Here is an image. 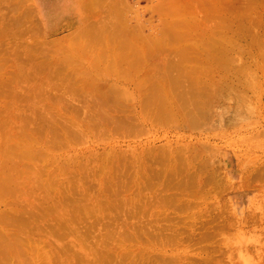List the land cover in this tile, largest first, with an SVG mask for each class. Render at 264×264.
I'll list each match as a JSON object with an SVG mask.
<instances>
[{
  "label": "rangeland",
  "instance_id": "1",
  "mask_svg": "<svg viewBox=\"0 0 264 264\" xmlns=\"http://www.w3.org/2000/svg\"><path fill=\"white\" fill-rule=\"evenodd\" d=\"M93 1L94 3H96L97 0ZM111 1L114 4L116 3V6L111 5V3L107 0L105 3H103L104 1L102 0V3L100 4H102L103 6L99 5V3L98 5L93 4L91 10L92 12H88L81 5V2L75 0H0V70L8 68V73H12L13 70H15V72L13 73H16V71L21 69L22 74H27L28 78H24L22 84L20 82L17 83V87H14L15 83H5L0 85V107L2 106V110H4V106L7 105L9 101L14 100L16 101V110H21L22 112V108L24 106L21 107L22 100L20 101L19 93L21 92V94H24L25 91L23 90L27 89L28 91V87L30 85H35L38 83L41 85L43 84L44 86L46 85L49 96H52L55 93L64 95L63 98L62 96L60 97L61 99L58 97L60 96L58 94V96L55 95L57 98H53L52 96V99H59L57 107L55 106L54 108V110H57L55 111L57 112V114L62 115L64 113H59L60 109L61 111H65V115L66 113H68L67 115H69L70 108L73 107V105L71 106V104L78 103L77 107H75L76 105H74L75 108L73 107L76 110L74 111L73 115L75 117H83L84 115H86V110L84 109L82 111V107H85L86 105L81 106L80 108L79 104L82 105V103L85 102V99H83V97H85L83 95L84 90H82V88H79V86L75 84V87L73 89H67V91L66 88L68 87V82L71 81L70 77L76 75L79 77L80 75V78H84V75L82 74L86 70L89 71L84 72L85 74L88 73L94 75V67H96V64L101 63V67L106 65L108 63L107 56L103 54L104 48H106L107 46L111 49L107 53L108 55L112 53L114 55H123V58L125 56L127 57L126 59H123V61L121 59H116L114 63L113 61H110L108 67L120 69L130 68L133 70H136V68L141 69L142 67H140L136 60H134V53H147V46L156 44L157 42H161V44L164 42L162 46L166 47V45L168 44L169 46L167 45L166 48H170L169 51L166 52V50H161L157 47V49H155L153 54L151 55V58H154V54H156L155 57L159 55L162 58H159V56H157V60H155L156 58L153 59L155 61L151 59L153 62L151 63L155 65L150 64V68L145 67V69H142V71H144V74H146V71L147 73L151 72L149 77H152L153 75L155 76L159 71H163L165 72V76L163 77L162 75V79H171L175 77L174 75L176 73L185 71V76H188L190 80L184 78L185 82L182 83V85L174 84V86H171V83H166L168 84V86L171 84L169 86V89L171 90H167L168 93L171 94L170 99L176 98L178 105H180L183 109L182 111H187L188 115L190 114V110L187 109L189 108L191 109V111L194 110L195 112H197V109L200 107V103L202 104V106H205L204 108L201 106L204 111L207 109H211V111L215 110L216 113L212 111L211 116V113L209 112L210 116H208V124L214 125V127L211 128L213 130L212 133L211 129L209 128L212 126H209L207 129L206 125L204 126V124L202 125L203 127H196V129H179L178 127L176 129L166 128L163 126L164 117H162L163 119L158 118L157 120L155 119V121L150 120L152 122L150 124L146 123V125H144L145 129L142 132H135L128 135L114 134V138L111 137L112 135L110 137L107 135L101 137H97V135L96 137L90 135L89 138L83 137V139L79 138L77 140H73L70 145H68V143H65L64 145L56 146L49 152L52 153L58 161L62 158H71L78 159L80 160L79 162L83 163L86 160V158H84V155L90 151L97 152L98 154L102 155L109 150L117 148L118 150H134L135 154L141 155L154 148H160L161 150H164L165 147V150H174L175 147L183 148L187 144L193 146L194 149H199L200 145L206 141L208 145L209 143H211L209 146L214 145L213 147L216 150H219L220 147V152H218L219 154H217L214 157V160H212V162L214 161V166H217V169L214 174V182L211 183V185L214 186V184L217 183L218 186H208L204 188V192H202V190L200 189L189 198V200H191V203L189 205L180 207L178 206V203L181 202L184 204V201L182 200L184 199V197H180L179 195H177L179 198H174L175 194H172V190L170 189L160 188L156 189V191L154 192L153 189L151 190L148 188H141L140 191L136 189L131 193L122 192L119 195H110L97 192L95 189V187L97 186L96 182H98L100 179L103 180V177L101 178L97 175L96 177H94V179H84V177L80 176L78 177V179L76 178V181L73 178V188L79 186L78 182H83L80 186H90L89 184H91V180H93L94 185H91V189L88 191V195L86 196L99 197L98 200L101 205L95 204L92 201H88L87 204H92V207H90L92 208V210H72L64 215L65 221H67V223L59 226L58 224L55 225L56 233L55 237L52 239H55L54 244L57 247L56 250L61 251L62 254L68 253L69 257L63 255L61 257H58L56 255L55 257L59 258L60 262L58 263L54 261L51 264H122V259L119 258V255L121 252L122 254L124 253L123 251L125 250V247L136 253L140 251V248L143 249V256L137 259L136 264H148L147 260L149 261L150 256L149 252L148 255L145 252L150 248H154L153 243L155 242V240H153L154 238L152 239V236H149L150 233L147 232L146 226H144V235H141V231L138 230V227L143 226V223L150 218L151 220L158 223V225H149L154 229H156L157 226L178 227L182 238V243H184L186 247L191 245L190 247L186 248L187 251L189 250V253H180V257L176 258L174 263L171 264H249L245 263V261H247L248 259L250 260L252 257H255V261L253 260L254 263L264 264V259H259L258 256H254V250L257 247V242L255 243V240H258L259 238L264 241V173L260 174V176H257L255 173V169L257 170L258 168L256 167L257 164L262 163L264 166V130H262L263 127L261 128L257 125L255 127V122L253 123L254 117L250 118V116H247V114L244 115L243 113H235L236 110L234 111V108H236L235 106H237L236 100L238 99V96L236 94L238 92L237 90L228 88L229 86H223V92L220 94V96L223 95L224 97H222L224 100L222 99L223 101L221 100L211 103L212 101H214L212 97L214 98L216 94L214 88L217 86L216 84L218 78L216 73L217 70H214L217 69L215 68L217 67V64L215 63L216 57L220 56V54H231L232 58L236 57L233 60H239L238 62L236 61L237 63L232 60L235 64H232V61H230V63L228 62V66L231 65L233 67L238 64L240 70L245 71L248 69L246 64L247 57L244 54H241V56L237 58L238 55L235 51L236 48L240 49L242 52L247 51L250 48L246 38H241L240 40H238L234 35L235 30L238 29L235 24V18L239 17L240 21L242 22L243 20L244 22V19H242L244 18V13L238 10L236 12L237 14H234V12L238 9V1L240 0H210L211 2L207 0ZM197 1H199L200 3ZM261 1L264 4V0ZM163 2L165 4H162ZM215 3V12H213L214 10L212 9L213 7H211V5H215ZM167 4H170L169 7L177 8L175 10H177L178 12L174 11L173 20L171 18L172 16L168 18L169 20L164 17L165 11L163 9H157L158 7L163 5H165L163 7H166L168 6ZM259 6L260 3L256 6L258 10H260ZM184 7H186V10L184 9ZM218 7H220L221 9H219ZM59 8L63 13L59 16H56L55 14L57 13V11H53L54 9L58 10ZM111 9H113L116 13L118 12V14L113 17V20H116L114 24H118L119 22L117 27L114 26L111 19L112 13L109 11ZM218 9L220 10V12ZM228 9H231L233 11L232 14H234V16L236 15L235 18L232 14H226L229 13L226 12ZM122 10L123 13H121ZM231 10L230 12H232ZM222 11L225 13L221 14ZM263 12L264 11H262V13ZM241 13L244 15L242 16ZM220 14L222 16L224 15V19L220 16ZM238 14L241 15L238 16ZM185 16L188 18L183 20L182 18ZM218 17L220 19H218ZM164 18H166L167 21L164 20ZM175 19L178 20L179 24L176 23L177 21L175 23L179 25V29L181 28V30H184L183 32H185V29H187V31L190 32H188L187 37L184 36L186 38V42L189 41L188 44H183L185 41L182 38L173 40L171 38L170 40V37L163 38L160 35L161 33L157 34L158 32H160V30H163L160 29V27L163 26V20V24H166L168 21L172 22ZM231 19H233V21ZM223 20L225 22H228L225 23ZM187 21L190 22L186 24ZM223 22L225 26L222 27L221 25H223ZM219 23L221 27H219ZM232 23L234 24V26H231ZM180 24H185L188 26L183 29V26L181 27ZM214 24L217 29L213 27ZM214 28L216 29L215 31L213 30ZM196 29H198V31ZM261 30V27H254L253 32L261 34ZM193 33L195 36H190L193 35ZM126 35H129L133 39H130V41L129 39H125ZM231 36L233 37L229 39L233 40V47L231 49L232 51H230V48H228L227 50H229L230 52L223 51L225 53H220L219 46H221L222 43L224 45H227V38ZM154 37H157L156 41L152 39ZM117 38H120L122 41L117 43ZM203 39L209 41L206 42ZM260 39L264 43L263 33L261 34ZM151 41L152 43L149 44ZM201 41L204 42L202 43L203 45L200 44ZM172 43H178L181 44V46L175 44L173 45ZM211 43L216 44V46L214 44L212 45H214V50L216 47L217 54L212 50L213 48L211 49V51L207 50V48L210 47ZM183 45L186 46L184 47ZM134 46H136V49H134ZM170 46H174V48H171ZM176 46H178V48ZM112 47L114 48L112 49ZM179 47H184L185 50ZM195 48L198 49L196 50ZM217 48L219 49L218 51ZM188 50H190V53H188L187 55ZM156 51L161 52V54L157 53ZM162 51L165 52L162 53ZM218 52L220 54H218ZM191 55H193V57ZM196 55L198 58L196 57ZM128 59L134 61L127 62ZM195 59H199V62L197 64L196 62L198 60ZM198 64L201 67H199ZM164 67H166L167 69ZM198 67H203L206 70H208V68L206 67H209L211 70L214 67L212 72H208V77L211 78L210 80H208V77L205 76L207 75L206 73H203L204 75H202V73L199 74L196 72L198 76H204L206 83L202 80L201 82L196 81V78L198 76L194 75L196 73L195 71L193 72V68L195 70V68ZM9 69H11L12 71H10ZM152 72H154L153 75ZM2 73H0L1 78L3 76ZM213 73L214 76L211 75ZM137 74H139L138 76L142 78L144 77V74L142 73ZM15 75H17V73ZM62 75H66V78L62 77L63 79H59ZM192 75L194 77H192ZM4 77L5 76H3V78ZM96 77L103 79V77H99L98 74L96 75ZM192 78L196 81L195 85L199 83L197 84L199 86V90H197V88L195 89L196 86L194 84L190 85V81L192 80ZM80 81L81 80H79L78 82ZM102 81H104L105 83L108 82V80L106 82V80L104 79ZM227 82L229 83L230 81L228 80ZM241 83L242 81H240V84ZM25 85L28 86L24 87ZM12 86L14 87V91L11 92ZM133 86V84H128L126 87H130L128 89L132 91L134 89ZM179 88H181V90ZM172 89L174 90L173 92ZM20 90H22L23 92ZM133 91L135 92V90ZM186 94L189 96H187ZM204 94L205 96L208 94L207 99L202 98ZM39 96L41 95L33 96V98H30L28 102L37 105V103L41 101V98L38 99ZM137 97H139V95H136V99H138L137 101H139L140 97ZM190 97L192 98V100H190ZM198 98L200 101L198 100ZM210 98L212 99L211 102H209L211 100ZM230 98H234V100H231ZM193 99L195 100L194 102ZM204 99L207 102L213 104H210L212 107H210L207 102L204 103ZM134 100L135 99H133L132 101ZM18 102H20L21 104H19ZM185 102H187V104H189L190 106L187 105V107ZM190 103H192L193 105ZM136 105L138 106V103ZM248 105V107H250L251 105L252 107H255L253 106V104ZM229 106H231V109ZM201 107L198 109L199 112L202 111L200 110ZM73 108L71 109L72 113ZM134 110L137 112L138 107ZM221 110L222 112L225 111L224 114H222ZM135 111L133 113L137 116L138 114ZM232 111L236 115L232 114ZM78 113L80 114V116ZM111 113L115 112L112 111ZM116 114H122L124 116L125 112L121 111L119 113L118 111H116L114 115ZM196 114H198L197 117L202 115H199L198 112L195 114L192 113V115L194 116H196ZM63 115L61 117L65 118ZM221 115L224 117V119ZM246 116L249 118L247 121H245ZM220 117L223 119L222 121L226 119L224 121L225 126L224 122H222L223 125L220 126ZM66 118H68V116H66ZM135 118L140 120L138 116H134V119ZM240 120H242V123H239ZM218 122L220 123L219 125ZM237 122L240 125L251 126H247L248 128H243L239 125V127H237ZM19 123L20 121L17 120L14 122V125L11 123V125L14 126V132L20 130L22 123H20V125ZM226 123H230L232 125L228 126V124ZM233 125L236 127H234ZM219 126L228 127H226L225 130L223 129L224 127L220 128ZM203 129H207L208 133ZM255 129L261 130L263 132L262 135L254 134ZM221 134L224 135L222 136ZM214 135L215 137L221 136V139H217L218 137L214 138ZM64 138V141L66 142L67 140L68 142V136ZM207 138H209V140ZM111 139H115L114 142ZM12 142H10V144H14V141ZM215 144L217 146H215ZM205 145L206 143L203 144V146ZM248 148H250V152H252L253 155L248 152ZM16 149L17 148L12 145L11 151H15ZM245 151H247V155L244 154ZM166 152L167 151H164V153L161 154L166 155ZM242 155L245 156L242 158ZM237 156L238 158L240 157V160L248 158L246 159L247 162L245 160L244 161L246 162L245 165L251 168V170L253 171L251 174L249 173L250 170H247V167L245 169L244 164L243 166H241L243 163L242 161L241 163H238V161L240 160L237 158ZM8 157H6L4 160H10V158ZM251 157H253L252 160H250ZM94 160L95 159L91 157L88 161L92 163ZM35 161L32 162L34 163ZM57 164L55 163L54 165L52 163L53 167ZM94 164L95 162H93V165ZM113 164L117 165L118 163L114 162ZM244 169L245 172L243 173L242 171ZM59 171L60 170H57L56 172L58 173V175L59 173H61ZM77 173H80V170ZM247 175L254 176V178L249 177L251 180L249 185L247 182L249 181V179L246 180V178H248ZM27 176L28 173L22 174L19 178L20 181H27ZM245 176L247 177L245 178ZM58 177L60 179H64L63 177L65 176ZM117 179L118 181L125 180L119 178ZM221 179L223 180L222 183H224L225 179H227L226 184H228L226 185L224 183V185H221ZM245 184L248 186H245ZM230 185L231 187H229ZM29 186L30 183L28 184V188ZM65 186L66 185H63V188L60 189V191L55 192L57 203L60 205H68V203L72 201L71 205H74L75 203L77 204L76 199L67 200L64 198L66 195L63 197L66 192L61 191L65 189ZM220 186L226 188L223 189ZM209 187L210 189L208 190ZM105 195H109V200L113 201L116 206H109L101 209L103 207V203H105L106 201ZM43 198L39 197L38 200L40 203L45 204L46 201ZM186 198L187 197H185V200ZM7 204H12L10 199L8 200ZM4 206L5 205L1 203L0 210L4 209ZM227 221H229V223ZM192 228L193 230H190ZM44 238L45 237L43 235H34L32 237V240H38L40 246H42L44 249L46 248L45 250L47 251V255L49 256L51 254V249H49V246L44 247ZM76 246L79 250L84 247V249L81 250L83 253L77 251L75 249ZM80 246H82V248H80ZM200 246L205 248L207 252L199 254V251L197 249L200 248ZM155 247L156 249H159L161 251L157 253V257H155L154 259L155 261H157V263L161 261V256L170 257L172 254L177 253V251L170 249V246L164 249V245H161L160 242H158L157 246ZM194 249L197 251H195ZM77 253H80V255H82L80 256ZM138 255L136 257H138Z\"/></svg>",
  "mask_w": 264,
  "mask_h": 264
},
{
  "label": "bare ground",
  "instance_id": "2",
  "mask_svg": "<svg viewBox=\"0 0 264 264\" xmlns=\"http://www.w3.org/2000/svg\"><path fill=\"white\" fill-rule=\"evenodd\" d=\"M75 1L81 2V5L88 12L92 10L93 4L98 5L99 3V5H102L100 4L102 3V0H97L96 3H94L93 0H75ZM103 1H104L103 3L106 2V0H103ZM107 1L110 2L111 5L116 6V3L114 4L111 0H107ZM207 1H210V0H207ZM259 3H260V6H259L260 10H258V8L256 7ZM261 3H262L261 0H245V1L240 0L238 1V7H237L238 9L234 12V14H237L236 12L238 10L244 13L245 15L241 13L242 16L244 15V18H242L244 19V22L243 20L241 22L240 18L238 17L241 14H238L237 16L239 18L238 20V18H235L236 15L234 16V14H232L233 11L231 9H228L229 11L225 10L226 12H229L226 14H229V15L232 14L236 20V21L234 20L238 28L237 30H235V33H234L236 39L240 40L241 38H246L248 41V45L250 48L247 51L242 52L238 48L235 49L236 54L238 55L237 58H239L241 54H244L247 57L246 64H247L248 69L245 71H242L240 70V67H238V64H236L233 67L229 65L230 66L229 67L227 64H229L230 61H232L236 57L232 58L231 54H228L229 56L227 54L225 55L220 54V53H225L223 51H228V52L232 51L231 49L233 47L232 46L233 40L229 38H232L233 36L228 37L227 45H224L223 43L221 46L218 45L220 49V53L218 52V54H220V56L216 57L217 62L214 60L215 63L217 64V67H215L217 69H214L213 67L214 70H217L216 73L218 77L217 84H216L217 86L214 88V91H216V94L214 98L212 97L214 101H212V99L210 98L211 100L209 102L212 101L211 103H213L216 101L217 102L221 101L224 97L223 95L220 96V94L223 92V86L225 87L229 86L228 88H232L233 90L238 91L236 93L238 96V99L237 100L235 99L236 105H237L235 106L236 108H234V111L236 110L235 113L237 114L238 112L241 114L243 113L244 115L247 114V116L249 115L250 118L254 117L253 123L255 122V127L257 125L261 128L262 127L264 128V90H263V87H264L263 86L264 84L263 82V79H264V43L260 39L261 34L262 33L264 34V12L262 13V11H264V4L263 3L261 4ZM162 4H165V3L163 2ZM167 5L168 6L166 7H163L165 5L160 6L157 9L159 8L163 9L165 11L164 17L168 19L169 17L172 16L171 18L173 20L174 11L178 12L177 10H175L177 8L169 7L170 4H167ZM214 6L216 7V3L213 6L211 5V7H213L212 8L213 10L215 9ZM185 8L186 7H184V9ZM218 8L221 9L220 7ZM230 10L232 12H230ZM56 11H57V13L55 14L56 16H59L60 14L63 13L60 8L58 10L54 9L53 12H56ZM109 11L112 13L111 19L114 24L116 20H113V17H115L118 14V12L116 13L113 9ZM213 12H215V10ZM121 13H123V10L121 11ZM222 13H225V12L222 11L221 14ZM221 14L220 16L223 18L224 15L222 16ZM166 18H164V20H166ZM187 18L188 17L185 16L182 19L185 20ZM218 19L220 18L218 17ZM231 20L233 21V19ZM163 21H162L163 26L160 27V29H163V30H160V32H158L157 34L161 33L160 35L163 38L170 37V40L171 38L172 40L182 38L186 42L185 37L188 36L189 31H187V29L185 28L188 25L180 24L181 27L183 26V29H185V32H186L185 33L183 32L184 30H181V28L179 29L178 27L179 23L177 19H175L172 22L168 21L166 24H163ZM175 22L178 24H176ZM189 22L187 21L186 24H188ZM224 22H223V25H221L222 27L225 26ZM118 24H114V26L117 27ZM232 25L234 26L233 23L231 24V26ZM221 26L219 23V27ZM213 27L216 28L215 24ZM254 27H261L262 33L260 34V33L253 32ZM215 28L213 29L214 31L217 29ZM198 29L196 30L198 31ZM190 36L194 37L195 35L193 33V35H190ZM156 38L154 37L152 39L156 41ZM125 39H129L130 41V39H133V38L130 37L129 35H126ZM203 40L206 41V39H203ZM121 41L122 40L120 38L119 39L117 38V43ZM185 42L183 44L189 43V41H187L186 43ZM151 43L152 41L149 44ZM163 43L161 44V42L159 43L157 42L156 44L147 46L146 47L147 53H143V52L134 53L135 55L134 60H136V62L140 65V67H142L141 69L136 68V70H133L130 68L120 69V68L108 67V65L110 64V61H113V63L116 59H121L123 61V59H126L127 57L125 56L123 58V55H120V54L114 55L112 53L108 55L107 53L111 49L107 46L106 48H104V54H103L107 56L108 63L106 65L101 67L102 65L101 63L96 64V67H94V72H95L94 75H91L88 73H87L88 75L85 74L84 72H86L87 71L86 70L82 74L84 75V78H80V75L79 77L77 75L70 77L71 81L68 82V87L66 88V90L73 89L75 87V84L78 85L79 88H82V90H84L83 95L85 97H83V99H85L86 103L84 102L85 104L82 103V105L79 104L80 108L81 106L86 105L85 107H82V111L84 109L86 110V115H84L83 117H78V116L75 117L73 115L74 111H76L74 108L78 106L77 105L78 103L77 104L72 103L71 106L72 105L73 107L74 105L76 106L74 108L72 107L73 113L71 110L72 108H70L69 115H67L68 113H66L65 115V111H61L59 109V113L64 112L63 113L64 115L63 114L62 115L65 118H62L61 117L62 115L57 114V112H55L57 110H54L55 106L57 107V103H59L58 102L59 99L57 100L52 99V96L53 98H57L56 96L60 95L58 97L60 98L62 96L63 98L64 95L60 93L59 94L57 93L58 94L57 95L55 93L54 95L49 96L47 92L48 90L46 89V85L44 86L43 84L41 85L38 83L35 85H30L28 87V91L27 89L23 90L24 87L28 86V85L27 86L25 85L22 88V90L25 91V93L24 94L23 93L21 94V92L19 93L20 101L22 100L21 107L24 106L22 108L23 109L22 112L21 110L19 111L16 110L17 109L15 106L16 101L14 100L9 101V103L4 106V110H2V106L0 107V138H1V143H0V204L3 203L5 205L4 206L5 208L0 210V264H51L54 261L58 263L60 262L59 258L55 257L56 255L58 257H61L62 255L69 257L68 253L62 254L61 251L56 250L57 247L54 244L55 239H52L55 237V233H56L55 225L58 224L59 226V225H63L67 223V221H65L64 215L69 213L72 210H76V211H86L87 209L92 210V208H90L92 207V204L91 205L87 204L88 201H92L95 204H100L98 200L99 197L86 196L88 195V191L91 189V185H94L93 180H91V184H89L90 186H80L81 183L83 182H78L79 186L76 188H73L72 187L73 178L76 181V178L78 179V177L80 176L84 177V179H87V178L94 179V177H96L97 175L101 178L103 177L102 178L103 180L100 179L98 182H96L97 186L95 187V189L97 192H100L103 194H110V195L111 194L119 195L122 192L131 193V192H134L136 189L140 191L141 188H148L151 190L153 189L154 192L156 191V189H160V188L170 189L172 190V194H175L174 198H179L177 195H179L180 197H184V199L181 198L184 201V204L181 202L178 203V206L180 207L189 205L191 203V200H189V198L193 196V194L198 192L200 189L202 190V192H204V188L208 186H212L211 183L214 182V174L217 169V166L216 167L214 166V161L212 162V160H214V157L217 154H219L218 152H220V147H219V150H216L213 147L214 145L209 146L211 143H209L208 145L206 141L200 145L199 149H194L193 146H191L190 144H187L183 148L175 147L174 150L168 149L169 151L165 150V147H164V150H161L160 148H154L141 155L135 154L134 150H131V151L118 150L117 148H114L113 150H109L108 152L102 155L98 154L97 152L90 151L84 155V158H86V160L83 163L79 162L80 160L78 159H71V158H66V159L62 158V159H59L58 161L57 158L53 156L52 153L49 152L52 148H55L56 146H61V145H64L65 143L66 144L68 143V145H70V143L73 140H77L79 138L83 139V137L89 138L90 135H93L94 137H96V135L97 137H101L104 135L105 136L107 135L110 137L112 135L111 137H113L114 134L128 135V134L135 133V132H142L145 129L144 125H146V123L150 124L152 122L150 120L155 121V119L157 120L158 118L163 119L162 117H164L163 126L166 128L176 129L178 127L179 129H182V128L183 129L184 128L185 129L186 128L196 129V127H200V126L203 127L202 126L203 124L204 126L206 125L207 129L209 126H212V127H209L210 129L213 128L214 125L208 124L209 123L208 116L210 115L212 116L211 112L213 111V110L211 111L210 107H212L211 105L213 104L205 100L207 99V95H208L207 94L205 96L206 92L204 96L202 95L203 96L202 98H205L204 103L207 102L208 105L211 104L209 107L210 110L207 109L208 111L207 110L204 111L203 108L205 106H202V104L200 103L199 106L203 107V108L201 107L200 109L202 110L201 112H199L198 110L200 107L199 108L197 107L198 108L197 112L199 113V115L202 114L201 116H199L200 118L197 117L198 114H196V116L192 115V113L195 114L197 112H195L194 110H192L193 111L192 112L191 109L189 108L188 109L186 108L187 110H190L189 115L187 111H182L183 109L181 108L180 105H178L176 98H173V96H172L173 99H170L171 94H169L167 90H171L169 89L170 88L169 86L171 84H172L171 86H174V84L182 85V83L185 82L184 78L190 80L188 76H185L186 75L185 71L183 72L180 71L179 73H176L174 75L175 77L171 79L169 78L162 79L161 78L162 75L163 77L165 76V72L163 71L157 72V74L155 75L156 78L153 75L154 72H152L153 76L149 77L151 72L147 73L146 71V74H144V71H142V69H145V67L150 68L151 67L150 64L155 65V64H152L153 63L152 60L159 55L155 57L156 54H154V58H151V55L153 54L154 50L157 49V47L158 49L166 50V52L169 51L170 48L168 49L166 48L168 44L167 45L165 44L166 45L165 47V46H162ZM178 43L177 44L174 43V44L181 46V44H178ZM202 43L204 42L201 41L200 44L203 45ZM212 44L214 43H211L210 47L208 48L206 47V48L209 51H211V49L213 48L212 50L216 53V47L214 50V45L216 46V44L214 45ZM183 46L185 47L186 45H183ZM176 47L178 48V46ZM184 47L183 48L179 47V48L185 50ZM113 48L114 47H112V49ZM171 48H174V46ZM188 48H189V45H188ZM228 48H230V51L227 50ZM134 49H136V46H134ZM219 49L217 48V51ZM159 51L158 52L156 51V52L161 54V52ZM189 51L190 50L187 51V55L188 53H190ZM164 52L162 51V53ZM191 56L193 57V55ZM157 58L155 60H157ZM159 58H162V57L159 56ZM199 59H195V60H198L197 62L195 61L196 64L199 62ZM134 60L128 59L127 62H132ZM238 60L239 59H237L236 61L238 62ZM233 61L236 62L235 60ZM233 61H232V64H235ZM198 68H195V70L193 68V72L195 71V73L197 72L199 74L202 73V75H204L203 73H206L207 74L205 75L206 77H208V72H212L213 70V69L211 70L209 67H206L208 68L209 71L204 69L203 67L199 69ZM9 70L12 71L11 69ZM137 70H140V71H137ZM13 72H15V70H13ZM0 73H2L3 76H5L4 78L3 76L2 78L0 77V85L5 84V83H15L14 87H17L18 85L17 83L20 82L22 84L24 78L28 79L27 74L25 75L22 74L21 69L16 71L17 75H15L16 73H13V74L8 73V68L0 70ZM137 73L144 74V77L142 78L138 76L139 74ZM197 73L194 75L198 76ZM95 74L96 75L98 74L99 77L102 76L103 79L106 80V82L108 80V82L105 83L104 81H102L103 79L97 78ZM202 75L198 76L196 78V81L201 82L202 80L205 82V78ZM211 75L214 76V73ZM137 76L140 78H138ZM62 77L66 78V75H62L59 79H63ZM192 77L194 76L192 75ZM210 79L211 78L208 77V80ZM79 80L81 81L78 82ZM166 80L170 82H167ZM228 80L230 81L229 83L227 82ZM196 81L192 78V80L190 81V85H193V84L195 85ZM240 81H242L241 84H240ZM166 83L168 84L171 83V84L168 86V84ZM128 84L134 85L133 90H135V92L133 90L130 91L128 89L131 86L128 88L126 87ZM185 84H188V83H185ZM197 84L195 85L196 86L195 89L197 88V90H199L198 89L199 86ZM14 87L12 86L11 92L14 91ZM179 89L181 90V88ZM173 91L174 90L172 89V92ZM62 92H63V89H62ZM38 95H41L38 98V99L41 98L40 99L41 101H39L37 105L28 102L30 98H33V96H38ZM136 95H139L140 97L139 101H137L138 99H136ZM234 98L232 99L230 98V99L234 100ZM133 99H135L136 101L135 100L132 101ZM190 100H192L191 97H190ZM184 101H185V98H184ZM194 101L195 100L193 99V102ZM131 102L132 103L135 102V103H133L132 105ZM18 103L21 104L20 102ZM137 103H138V106L136 105ZM185 103H186V106L189 105L187 104V102ZM248 104L250 105L253 104V106H255L256 108L252 107V105L248 107L249 106ZM137 107H138V111L136 112L134 109H136ZM229 107L231 109V106ZM192 109H195V108H192ZM112 111H114L115 113L116 111H118L119 113L123 111L125 112V115L124 116L122 114L117 115L118 113L114 115L115 113H111ZM134 111L138 114L137 116L138 118H140V120L136 118L134 119V116L137 117L136 114L133 113ZM213 112H215V110ZM224 112H222V114H224ZM232 114H234L233 111H232ZM66 116H68V118H66ZM247 116L245 117V121L249 119ZM222 118L224 119L223 116ZM222 118L221 117L219 118V121L221 122V124L218 122V125L220 124V126L223 125L222 122L226 120L225 119L224 121H222L223 120ZM16 120L20 121V123H22L23 126L21 125L20 130L14 132L13 125ZM241 121L242 120H240L239 123ZM11 123L13 125H11ZM230 123H226V124L230 126L232 125ZM239 125L240 124L236 126L239 127ZM224 126H225V122H224ZM241 126L243 128L244 127L248 128L247 126H251V125H247V126L240 125V127ZM226 127H224L223 129L226 130ZM263 128L262 130H264ZM207 129H203V130H206V132L208 133ZM212 131L213 130L211 129V133ZM254 132H255L254 134L256 135H262L263 133L259 129H255ZM215 135H214V138H217L218 136L215 137ZM221 135L223 136L224 134H221ZM66 136H68V142L67 140L66 142L64 141L65 140L64 137ZM207 139L209 140V138ZM217 139L220 140L221 136L218 137ZM114 140L112 141L114 142ZM12 141H14V144H10V142ZM204 143H206L205 146H203ZM12 145L17 148L15 151H11ZM215 146L217 145L215 144ZM250 148H248L249 149L248 152L253 155V153L250 152ZM164 151H167L166 155L161 154V153H164ZM246 153L247 151L244 152L245 155H247ZM245 155H242V158ZM6 157L10 158V160H4ZM91 157L95 159L93 161L95 162L94 165H93V162L90 163L88 161ZM252 158L253 157H251L250 160H252ZM238 159L240 160V157ZM246 159L248 158L238 161V163L239 162L241 163V161L243 162L241 166H243L244 164L245 169L247 167L245 165L247 162ZM35 160L37 161L39 160L38 161L39 164ZM32 161H35L36 163L35 162L33 163ZM114 162H117L118 164L114 165L113 164ZM52 163L54 165L56 163L57 165L53 167ZM260 164L262 163L257 164L256 167L258 168L257 170L255 169V173L257 176H260V174L264 173V166L263 164L262 165ZM245 169L241 171L244 173ZM248 169L250 170L249 173L251 174L253 171L251 170V168L247 167V170ZM57 170H60L59 172H61L59 173V175L58 173H56ZM79 170H80V173H77ZM24 173H28L27 181L21 182L19 178ZM58 176H61V177L65 176V177H63L64 179H60ZM247 176H245V178ZM114 177H117L119 179H125V180L118 181V179ZM249 177L254 178V176L251 175V176H248V178H246V180L249 179V181H247L248 185L251 182ZM226 180L227 179H225V182H224L225 184H226ZM222 182L223 180L221 181V185H224V183ZM29 183H30V186L28 188ZM63 185H66L65 189L61 191V192H66L63 195V197L66 195L64 198L67 200L76 199L77 204L75 203L74 205H71L72 201H70L68 205H60L57 203L55 192L60 191V189L63 188ZM216 185L217 183H215L214 186L212 187H215ZM248 185L245 184V186H248ZM229 187H231V185ZM209 189L210 187L208 188V190ZM105 196H106V201L105 203H103V207L101 209L105 207H109V206L110 207L116 206V204L113 203V201L109 200V195H105ZM39 197L41 198L44 197L43 199L46 201V203L45 204L40 203L38 200ZM185 197H187L186 200H185ZM9 199L12 203L11 205L7 204ZM122 203H125V202H122ZM227 222L229 223V221ZM154 224L158 225L156 221H153L150 218L146 222L143 223V226L138 227V230L141 231V235H144L145 233L144 226H146L147 232L150 233L149 236H152V239L154 238L153 240H155V242L153 243L154 248H150L147 251L145 249L146 251L145 253H147L148 255V252H149V256H150L149 261L147 260L148 264H171V263H174L176 258L180 257L181 255L180 253H185V254L189 253L188 252L189 250L187 251L186 248L190 247L191 245L186 247L184 243H182V238H181L178 227L157 226V228L154 229L152 228V226H149V225H154ZM46 225H48L49 227ZM190 230H193V228ZM34 235H38V236L43 235L45 237L43 241V245L44 247L49 246V249H51V254L49 256L47 255V251L45 250L46 248L44 249L42 246H40L38 240L37 241L32 240V237ZM163 241H166V242H163ZM158 242H160L161 245H164V249L170 246V249L177 251V253L172 254L170 257L161 256V261L159 260L160 262L157 263V261H155L154 259L155 257H157V253L161 252L159 249H156L155 247L157 246ZM256 242H257V247L254 250L255 251L254 256H258L259 259H264V241L258 238V240H255V243ZM80 248H82V246H80ZM75 249L77 251L82 252L81 250H83L84 247L81 250H79L76 246ZM197 250L199 251V254H202L203 252H207V250L201 246ZM123 252H124L123 254L121 252L119 255V258L122 259V262H121L122 264H136L137 259L143 256L144 250L140 248V251L136 253V252L131 251L129 248L125 247V250ZM77 254L80 255V253H77ZM137 255L138 257H136ZM253 260L255 261V257H252L250 260L248 259L247 261H245V263L256 264L253 262Z\"/></svg>",
  "mask_w": 264,
  "mask_h": 264
}]
</instances>
